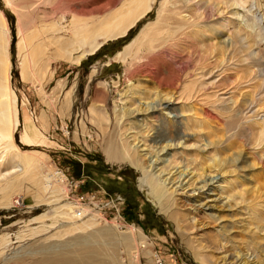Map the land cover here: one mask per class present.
<instances>
[{"label":"bare ground","instance_id":"obj_1","mask_svg":"<svg viewBox=\"0 0 264 264\" xmlns=\"http://www.w3.org/2000/svg\"><path fill=\"white\" fill-rule=\"evenodd\" d=\"M49 1L7 0L9 6L19 14L18 49L22 58V74L26 68H31L29 71L35 80L44 76L49 64L38 67L43 41L40 47H37V43L36 47L34 44L32 46L34 35L32 31L31 35L27 31L38 16L31 18L28 11H34L42 2L48 4ZM64 1L71 4L78 2ZM106 1L111 2V7L105 12L99 11V8L93 10L99 14L96 19L81 20L73 15L75 23L72 25L64 24V15L55 19L52 23L54 30L44 37V41L47 38L55 45L56 54L51 53L48 58L55 57L54 60L79 66L105 43L126 37L154 9L157 2ZM210 1L161 0L156 18L144 24L137 36L116 53L115 59L127 68L125 77L128 86L124 91H119L114 110L116 126L112 132L105 133L109 141L105 144L104 152L110 162L129 163L142 173L140 186L158 199L162 212L175 222L184 241L201 253L204 264H264V193H257V183L253 189H249L248 183L236 176L237 169L243 168L237 162L246 163L247 160L242 150L236 149H242L239 144L243 141L237 143L240 137H246L252 145L248 147L249 154L253 153L252 149L256 151L262 145L260 154H253L256 157L259 155L263 159H259L261 162L264 161V116L260 117L262 121L255 119L260 115L259 101L264 95H255L253 91L257 88L254 87L247 99L239 87L228 88L225 85L234 69L250 65L249 69L254 70V67L261 65L259 50L250 53L246 65L243 60L237 61L236 65L233 63L234 41L229 30L234 23L235 37L239 41L247 39L240 20L242 17L236 7L250 0H231L233 7L218 8L216 11L215 6H210ZM203 5L204 9H201ZM88 8L85 7V12H88ZM43 11L41 14H45L46 18L49 11ZM10 32L7 17L0 10V193L3 200L20 189L23 181L35 171L32 169L39 167L41 162L36 156L27 161L28 152L23 153L15 142L16 130L22 122L17 95L10 86ZM46 45L50 46L51 43ZM190 45L197 51L202 50L201 53L198 51V59L193 67L189 66V58L183 55L186 46ZM167 52L169 56H166ZM51 75H54V71ZM237 79L240 80L239 77ZM115 84L118 85V82ZM108 93L106 82L96 84L94 108L91 110L103 130L110 121L105 106ZM29 127H24L21 138L23 143L34 144ZM35 134L38 137L37 132ZM204 134L207 136L203 138L206 139L204 144L209 147L207 150L196 148V144L191 142ZM235 144L234 149L241 153L237 156L231 153L232 157L227 158L229 153L226 151ZM172 149L183 156L179 163L172 160ZM150 156H156L155 165H158V159L161 160L162 165L156 168L158 171L161 169L162 179L155 178ZM187 159L186 169H181ZM52 176L56 177V182L46 183L42 179L37 183L39 187L34 189V194L45 197L49 193L47 198L59 199L64 190L60 185L64 175L54 171ZM181 176L182 180H177ZM75 207L71 202L62 203L59 214L68 218ZM228 216L230 221L225 220ZM94 223L96 220H92V217L82 223L72 222L64 229L66 232L59 230L53 233L63 238L49 241L52 239L49 236L41 237L36 240L39 242L37 246L18 249L14 257L20 264H128L119 259L114 241H110V233L97 226L88 228ZM234 233L243 236L238 239ZM134 236L132 234L122 243L130 254L134 250ZM195 257L202 264L201 256ZM133 259L131 261L135 264L140 261L138 254H134Z\"/></svg>","mask_w":264,"mask_h":264},{"label":"rangeland","instance_id":"obj_2","mask_svg":"<svg viewBox=\"0 0 264 264\" xmlns=\"http://www.w3.org/2000/svg\"><path fill=\"white\" fill-rule=\"evenodd\" d=\"M160 1L157 0L154 9L138 23L137 27L129 31V35L105 43L97 53L88 56L79 66L70 65L63 60H54L55 57L49 59V54H56L55 45H52L53 41L50 42L47 38L44 41V37L50 33L49 31L54 30L53 21L62 15L66 17L65 25L75 23L72 18L73 15L81 20L96 19L99 14L98 12L94 13L93 10L99 8V11L105 12L111 7V2L106 0H78L79 4H76L78 2L71 4L64 0L60 2L50 0V4L42 2L34 11H28L31 18L38 16L36 21L33 19L34 22L29 27L31 29L27 31V33L30 32V35L32 33L34 35L32 46L34 44L36 47L37 43V47H40L43 44L40 48L43 53L39 56L40 58L37 57L39 59L38 67L49 64V70L44 76L42 75L40 80H35V76L33 77L32 72H30L31 68L28 70L26 68L22 74L23 67L20 65L22 58L19 56L18 49L19 14L9 6L7 0H0V10L7 17L12 35L9 47L12 62L10 86L17 95L22 122V125H19L16 130L15 142L23 153L28 152L27 161L33 160L35 156L41 161L39 167L32 169L35 170L33 174L23 181L21 188L16 189L7 197L6 200L8 201L3 200L0 193V264H5L6 261L9 264H17L19 260L14 257V254L18 249L37 246L39 242L37 243L36 240L41 237L49 236L52 238L49 241L63 238L53 233L59 230L66 232L64 229L68 228L67 226L72 222L82 223L91 217L92 220H96V223L88 228L97 226L110 233V241H114L115 248H117L115 251L120 255L119 259L128 264L134 263L131 261L134 260V254H138L140 259L137 264H201L195 255L201 256L202 264H204L201 253L193 250L184 241L181 232L176 229L175 222L162 212L158 199L149 194V190L140 186L139 177L142 173L129 163L110 162L104 152L105 144L109 141V137L105 138V133L112 132L116 126L114 110L115 104L119 100V91H124L128 86L127 77H125L127 68L115 59L116 53L122 50L134 36H137L144 24L156 18ZM209 4L215 6V8L213 7L214 11L218 8L233 7L231 0H211ZM85 7H89L88 12H85ZM236 8L242 17L240 20H242L247 39L239 41L235 37L233 23L229 30L234 41L233 63L236 65L237 61L243 60L242 62L246 65L249 63L250 53L259 50L261 65L254 67V70L249 69L250 65L234 69L225 85L228 88L239 87L248 99L253 92L255 95L258 93L264 95V0H250L243 6ZM201 9H204V5ZM43 10L50 12L47 11L46 18L44 17L45 14H41L44 13ZM89 14L93 15L87 17ZM35 35L38 36L35 37ZM41 40L43 41L42 44H40ZM47 43H51V45L47 46ZM198 51L202 52L201 49ZM198 51L191 45L186 46L183 51V55L189 58L190 67L196 65ZM165 54L166 52H164ZM167 54L166 56H169L168 52ZM53 71L54 75L52 76ZM135 72L138 71L135 70ZM137 75L141 76L140 74ZM23 76L26 78L23 79ZM115 81L118 82V85L115 84ZM98 82H106L109 92L105 106L110 114V121L104 130L99 127L95 113L91 110L94 108L92 107L94 105L93 95ZM254 87L257 89L249 94V91ZM69 102L70 106H68ZM259 102H261V112L255 119L262 121L260 117L264 116V96ZM29 125L31 126L29 127L30 134L35 140L34 144L23 143L21 138L24 127ZM35 129L38 137L35 134ZM203 138H207V136L204 134L202 137L201 135L192 139L191 142L196 144H194L196 148L207 150L209 147L204 144L206 139ZM239 139L237 143L243 141L245 146L238 143L242 149L240 147H236V149L242 150V155L247 160L246 163L237 162L238 166L243 165V168L237 169L236 176L247 182L249 189L257 183V193L263 194L264 163L262 162L264 161L261 162L260 160L263 159H260L259 155L256 157L253 154H260L259 148L262 145H258L260 147L256 151L252 149L253 153L249 154L251 152H249L248 147H252V145L250 142L248 143L246 137L245 139L242 138L243 140ZM236 145L230 148V151L227 149L229 152L226 151V153L230 154V156L227 155V158L232 157L231 153H234L235 156L238 155L240 151L236 152L234 149ZM174 150H171L173 153L172 160L174 159V162L178 161L177 163H179L184 158L180 156L178 151L174 152ZM150 158L153 161L152 171L156 174L155 178L162 179L161 169L157 170L158 166L162 165L161 160L158 159L156 161L158 165H155L156 156H150ZM257 158L258 162H256ZM187 161L189 160L187 159L186 162L184 161L185 163H182L181 169L186 167ZM54 171L65 173L60 180L61 188L64 190L59 199H56L57 197L47 198L49 195L47 192L44 193L48 194L47 197L34 194V189L39 187L37 183L42 182V179L46 183L48 181L56 182V177L52 176ZM39 177L41 178L39 179ZM182 178L183 176L177 180L181 181ZM80 193L86 194L84 205L88 210L82 219L76 218L73 214L77 205L80 204L78 201ZM16 196L23 198L22 204H15L13 198ZM50 199L52 200L50 201ZM65 202H71L76 206L72 212L73 215L68 217L70 219L59 214L61 213L59 211L60 206ZM53 211L56 212V215ZM225 220L230 221L231 219L228 216L225 217ZM132 234L135 235L132 247L134 252L132 251L130 254L122 243ZM234 234L238 239L243 236L240 235L241 233ZM214 256H216L215 253Z\"/></svg>","mask_w":264,"mask_h":264},{"label":"built area","instance_id":"obj_3","mask_svg":"<svg viewBox=\"0 0 264 264\" xmlns=\"http://www.w3.org/2000/svg\"><path fill=\"white\" fill-rule=\"evenodd\" d=\"M63 172V171H62ZM64 173V172H63ZM65 174V173H64ZM81 195L79 196V205H77V209L76 211L74 212V216L76 218H83L86 213H87V210H86V207H85V202H86V194L84 193H80ZM14 202L15 204L17 205H20L23 203V198H21L20 196H16L14 198ZM80 206V207H79ZM76 208V207H75Z\"/></svg>","mask_w":264,"mask_h":264},{"label":"trees","instance_id":"obj_4","mask_svg":"<svg viewBox=\"0 0 264 264\" xmlns=\"http://www.w3.org/2000/svg\"><path fill=\"white\" fill-rule=\"evenodd\" d=\"M129 35V34H128Z\"/></svg>","mask_w":264,"mask_h":264}]
</instances>
